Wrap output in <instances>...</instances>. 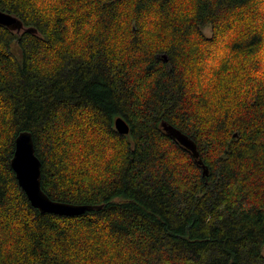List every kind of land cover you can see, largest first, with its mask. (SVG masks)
Listing matches in <instances>:
<instances>
[{
	"label": "trees",
	"instance_id": "trees-1",
	"mask_svg": "<svg viewBox=\"0 0 264 264\" xmlns=\"http://www.w3.org/2000/svg\"><path fill=\"white\" fill-rule=\"evenodd\" d=\"M0 9L26 28L0 25V264H264V0ZM26 131L43 191L100 209L32 207L11 167Z\"/></svg>",
	"mask_w": 264,
	"mask_h": 264
},
{
	"label": "water",
	"instance_id": "water-1",
	"mask_svg": "<svg viewBox=\"0 0 264 264\" xmlns=\"http://www.w3.org/2000/svg\"><path fill=\"white\" fill-rule=\"evenodd\" d=\"M0 25L17 32L26 29L21 18L1 9ZM28 29L35 31L32 27ZM115 126L117 131L122 135H127L130 132L129 125L122 118H118L115 121ZM162 128L169 137L178 142L185 150L192 153L197 163L203 167L205 174H207V169L200 159L197 144L187 135L166 122L162 123ZM11 167L16 175L19 186L25 192L32 207L38 209L41 213L77 217L85 214L87 211L100 209V207L89 205L54 201L43 191L41 184L42 162L36 154L34 140L30 132L26 131L18 135Z\"/></svg>",
	"mask_w": 264,
	"mask_h": 264
},
{
	"label": "rangeland",
	"instance_id": "rangeland-1",
	"mask_svg": "<svg viewBox=\"0 0 264 264\" xmlns=\"http://www.w3.org/2000/svg\"><path fill=\"white\" fill-rule=\"evenodd\" d=\"M203 30L205 31L207 36L211 35V27L210 26H205Z\"/></svg>",
	"mask_w": 264,
	"mask_h": 264
}]
</instances>
